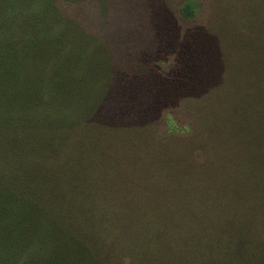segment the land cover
<instances>
[{
    "label": "rangeland",
    "instance_id": "374dc122",
    "mask_svg": "<svg viewBox=\"0 0 264 264\" xmlns=\"http://www.w3.org/2000/svg\"><path fill=\"white\" fill-rule=\"evenodd\" d=\"M195 1L185 17L184 0H0L1 70L43 54L51 12L115 73L82 138L94 217L48 218L31 194L60 137L0 128L1 203L38 208L22 221L82 264H264V0ZM2 232L0 264H27Z\"/></svg>",
    "mask_w": 264,
    "mask_h": 264
},
{
    "label": "trees",
    "instance_id": "16d2710c",
    "mask_svg": "<svg viewBox=\"0 0 264 264\" xmlns=\"http://www.w3.org/2000/svg\"><path fill=\"white\" fill-rule=\"evenodd\" d=\"M46 3L50 6L52 0ZM195 3L184 0L181 11L185 17L193 15ZM48 14L43 38L38 45L34 44L43 54L15 57L14 64L9 63L11 67L0 69V128L45 130L44 136L60 137V142L45 141L43 171L38 174L40 170L35 169L31 194L43 199L39 210L47 217V212L70 219L94 217L97 210L86 183L91 178L90 170L82 164L85 150L81 146L92 119L99 117L112 92L116 77L108 54L92 35L72 20ZM3 182L0 177V188L6 186ZM33 209L38 208H32V204L29 207L26 202L9 212L0 201V230L8 236L4 242L17 250L14 244L26 243L20 254L14 253L26 258L27 264H82L75 260L73 251L59 246L49 235L34 233L29 223L22 221L23 215ZM16 228L23 242L18 238L11 240L16 236ZM38 252L42 255L40 262Z\"/></svg>",
    "mask_w": 264,
    "mask_h": 264
}]
</instances>
